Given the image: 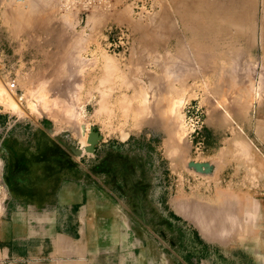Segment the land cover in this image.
I'll use <instances>...</instances> for the list:
<instances>
[{"label":"rangeland","instance_id":"rangeland-1","mask_svg":"<svg viewBox=\"0 0 264 264\" xmlns=\"http://www.w3.org/2000/svg\"><path fill=\"white\" fill-rule=\"evenodd\" d=\"M200 2L0 0V227L57 217L12 245L11 263H54V236L80 239L81 207L105 197L130 216L144 264H264L263 0L246 30ZM66 184L83 201L61 204Z\"/></svg>","mask_w":264,"mask_h":264},{"label":"crops","instance_id":"crops-1","mask_svg":"<svg viewBox=\"0 0 264 264\" xmlns=\"http://www.w3.org/2000/svg\"><path fill=\"white\" fill-rule=\"evenodd\" d=\"M83 195V187L76 184H66L58 193L60 203L66 206L79 203ZM85 204L77 217V222L81 224V238L76 239L71 233H57L54 236L55 242L53 240L56 261L51 264H144L147 253H138L136 230L123 206L112 204L105 197L95 203L87 199ZM52 217L56 228L57 217L50 213L41 214V218L39 216L37 219L27 211L1 220L0 264H14L9 258L14 252L12 245L18 240L23 237L33 238L44 227L52 230ZM30 264L43 263L37 258Z\"/></svg>","mask_w":264,"mask_h":264},{"label":"bare ground","instance_id":"bare-ground-1","mask_svg":"<svg viewBox=\"0 0 264 264\" xmlns=\"http://www.w3.org/2000/svg\"><path fill=\"white\" fill-rule=\"evenodd\" d=\"M178 1V0H177ZM210 1V0H209ZM209 1H208V3H209ZM224 2H225V0H223ZM235 1V0H234ZM241 1H243V0H241ZM250 1V0H249ZM258 1V0H257ZM231 2V1H230ZM233 2V1H232ZM232 2H231V4H232ZM261 2V1H260ZM206 1H204V0H201V2H200V8L204 11V13L206 14H212L214 17L213 18H215L216 20H219V18H222V19H227L228 17H229V14H233L234 15V13H236V14H239V16L237 17L236 15V17L234 16V18L233 19H230V21L231 20H233V23H229V26H230V24H234L235 23V21H236V25H237V22L238 23H240V24H238L239 26L238 27H242V28H245L244 30H246V28L247 29H249V26H254L253 24H255L253 21H252V19H253V15L255 14L254 13V5H255V0H251V2H250V4L251 5H249L250 6V8H249V6H247L248 8H246V5H247V3H246V5L244 6V8H242V9H240L239 8V10H237V11H233V9L231 8V6H225V7H223V6H213V4H208ZM237 3V2H236ZM240 3H242V2H240ZM167 4H169V3H167ZM170 5V4H169ZM226 5V4H225ZM233 5V4H232ZM236 6V5H235ZM165 7V6H164ZM164 7H162L161 6V8H164ZM170 7V6H169ZM237 8V7H236ZM261 8V7H260ZM171 12V11H170ZM257 12V11H256ZM172 13V12H171ZM250 15V16H249ZM257 15V14H256ZM166 16V15H165ZM255 16V15H254ZM260 16V15H259ZM262 16H264V0H263V15ZM232 18V17H231ZM174 19H176V18H174ZM226 21V20H225ZM251 21V22H250ZM201 24L200 25H203L204 24V22L202 21V19H200V21H199ZM228 22V21H227ZM232 22V21H231ZM161 23V22H160ZM174 23H176L175 21H174ZM250 23H253V24H251V25H249ZM158 25H159V23H158ZM247 25V27H245ZM262 29H263V34H264V18H263V20H262ZM227 26V25H226ZM233 26H235V25H233ZM251 27V29H253ZM158 27H156V29H157ZM239 28V29H240ZM153 29H155L154 27H153ZM162 30H164V29H162ZM159 31V30H158ZM155 32V31H154ZM246 32V31H245ZM253 32V31H252ZM156 33V32H155ZM162 33V32H161ZM163 34L165 35L166 33H164L163 32ZM158 35H160L159 33H158ZM163 35V36H164ZM166 36V35H165ZM235 38V37H234ZM245 38V37H244ZM251 38V37H250ZM254 38H255V36H254ZM255 40V39H254ZM252 42V41H251ZM255 42V41H254ZM263 42H264V38H263ZM186 43V42H185ZM185 45H187V44H185ZM186 47V46H185ZM242 49V48H241ZM241 49H240V51H241ZM188 50V49H187ZM230 50V52H231V49H229ZM189 51V50H188ZM187 53V52H186ZM167 54V53H166ZM231 54V53H230ZM190 55V54H189ZM188 55V56H189ZM233 56V55H232ZM231 56V57H232ZM238 57H241V56H238ZM159 59V58H158ZM161 59V58H160ZM233 59V58H232ZM235 59H236V57H235ZM241 59V58H240ZM245 59V58H244ZM231 61V60H230ZM234 62V61H233ZM231 63H232V61H231ZM241 63V62H240ZM245 63H246V61H245ZM227 65V64H226ZM248 65V64H247ZM251 65V64H250ZM250 65H249V67H250ZM230 67V66H229ZM228 68V65H227V67H226V69ZM225 69V70H226ZM224 70V69H223ZM222 72V71H221ZM224 73V72H223ZM226 73V72H225ZM222 74V73H221ZM221 74H220V76H221ZM227 74V73H226ZM2 80V79H1ZM225 81V80H224ZM223 81V82H224ZM2 82V81H1ZM219 83V82H218ZM4 84V83H3ZM220 85L222 84V82L221 83H219ZM224 84V83H223ZM227 84V83H226ZM6 85V84H5ZM4 86V85H3ZM223 86V85H222ZM222 86H221V88H222ZM220 87V86H219ZM220 88V89H221ZM228 88H229V86H228ZM219 89V90H220ZM221 91V90H220Z\"/></svg>","mask_w":264,"mask_h":264},{"label":"built area","instance_id":"built-area-1","mask_svg":"<svg viewBox=\"0 0 264 264\" xmlns=\"http://www.w3.org/2000/svg\"><path fill=\"white\" fill-rule=\"evenodd\" d=\"M106 0H76V2L83 7L85 11H89L90 9L94 8L97 5H100L101 3L105 2ZM6 85L10 88H15L16 87V81L12 79L11 81H6L4 80ZM203 127V121L201 116L198 114L196 115V126L193 128V132L196 134H199L202 130ZM7 195V186L5 182V177L2 172V168L0 165V206L6 199Z\"/></svg>","mask_w":264,"mask_h":264}]
</instances>
